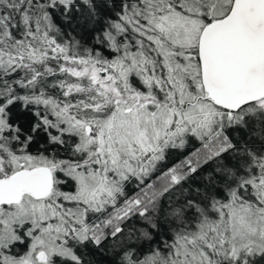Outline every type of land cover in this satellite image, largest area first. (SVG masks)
I'll return each instance as SVG.
<instances>
[{"label": "snow or ice", "instance_id": "snow-or-ice-1", "mask_svg": "<svg viewBox=\"0 0 264 264\" xmlns=\"http://www.w3.org/2000/svg\"><path fill=\"white\" fill-rule=\"evenodd\" d=\"M0 264H264V0H0Z\"/></svg>", "mask_w": 264, "mask_h": 264}]
</instances>
